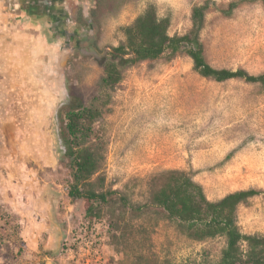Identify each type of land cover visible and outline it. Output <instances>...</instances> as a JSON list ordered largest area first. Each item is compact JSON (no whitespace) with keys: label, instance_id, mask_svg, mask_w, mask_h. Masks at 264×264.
Wrapping results in <instances>:
<instances>
[{"label":"rangeland","instance_id":"rangeland-1","mask_svg":"<svg viewBox=\"0 0 264 264\" xmlns=\"http://www.w3.org/2000/svg\"><path fill=\"white\" fill-rule=\"evenodd\" d=\"M201 1L95 0L93 35L73 51L0 25V213L10 218L3 228L0 219V264L218 261L222 236L189 239L153 210L139 217L126 214L117 231L106 210L86 216L66 195L69 176L58 140L63 102L73 91L101 111L95 126L105 142L104 188L144 202L151 176L180 169L211 200L238 189L264 190L259 84L203 77L184 51L126 68L114 88L99 84L103 69L93 45H117L124 39L121 27L150 4L170 18V34H184L193 4ZM214 1L224 7L231 0ZM200 40L212 66L264 72L261 2H243L229 16L211 7ZM237 223L243 233L264 235L261 195L238 207Z\"/></svg>","mask_w":264,"mask_h":264},{"label":"trees","instance_id":"trees-1","mask_svg":"<svg viewBox=\"0 0 264 264\" xmlns=\"http://www.w3.org/2000/svg\"><path fill=\"white\" fill-rule=\"evenodd\" d=\"M249 1H260L264 9V0H231L224 7L217 6L214 0L194 3L191 27L184 34H170V18L159 16L154 4L148 5L131 23L121 27L124 39L117 45L105 49L92 46L103 69L100 86L114 88L122 79L123 71L138 62L173 57L184 51L192 59L193 69L203 77L216 81L239 78L264 89V72L251 74L243 68L233 70L209 64L200 40L211 7L229 16L241 3ZM100 114V109L86 104L80 95L67 92L61 112L63 124L58 131L60 151L69 176L66 195L80 203L86 216L98 217L106 210L111 217L109 226L117 231L126 214L139 217L153 210L164 215L189 239L222 236L225 245L215 264H264V235L243 233L237 223L238 207L256 195L264 198V190L238 189L211 200L189 173L168 169L150 177L146 201H132L124 191L104 188L100 172L105 142L95 126ZM5 214L0 213V219H5L2 228L10 222Z\"/></svg>","mask_w":264,"mask_h":264},{"label":"flooded vegetation","instance_id":"flooded-vegetation-1","mask_svg":"<svg viewBox=\"0 0 264 264\" xmlns=\"http://www.w3.org/2000/svg\"><path fill=\"white\" fill-rule=\"evenodd\" d=\"M95 0H0V25L19 28L40 44L73 51L93 35ZM30 37V38H31Z\"/></svg>","mask_w":264,"mask_h":264}]
</instances>
